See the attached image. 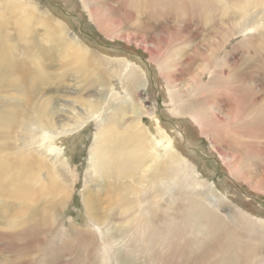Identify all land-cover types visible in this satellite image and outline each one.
I'll list each match as a JSON object with an SVG mask.
<instances>
[{
  "label": "rangeland",
  "instance_id": "1",
  "mask_svg": "<svg viewBox=\"0 0 264 264\" xmlns=\"http://www.w3.org/2000/svg\"><path fill=\"white\" fill-rule=\"evenodd\" d=\"M262 10L237 33L244 20L220 14L210 0H0V51L36 70L27 88L52 121L51 135L66 141L60 154L49 153L38 126L23 137L0 133V162L26 155L24 181L37 200L9 195L13 172L2 179L9 187L0 189V264H264ZM128 60L149 76V86L132 94L123 84ZM92 66L105 70L104 80ZM173 87L176 102L193 104L203 128L174 112ZM18 95L1 85V109L18 104ZM125 99L138 114L119 118L110 108ZM90 104L103 109L94 113ZM155 115L177 152L165 155L168 136L158 132L159 146L149 134ZM113 136L117 143L108 141ZM96 143L112 151L94 157ZM158 153L162 166L170 159L178 165L180 153L190 162L180 184L158 176L162 194L150 199L155 185L145 178L153 177ZM116 156L128 158L117 166L123 171L113 166ZM53 177L58 194H41ZM198 202L208 217L193 224ZM128 203H136L130 215L120 210ZM156 215L164 218L158 237L144 229H158Z\"/></svg>",
  "mask_w": 264,
  "mask_h": 264
},
{
  "label": "bare ground",
  "instance_id": "2",
  "mask_svg": "<svg viewBox=\"0 0 264 264\" xmlns=\"http://www.w3.org/2000/svg\"><path fill=\"white\" fill-rule=\"evenodd\" d=\"M210 2L213 3V5L216 7V10L219 11L220 14H224V13L228 14V15L231 14L233 16H236V18L238 17V19L240 18V19L244 20L243 23L238 27L237 33H242L243 31L246 32L247 28H249V26H251V25H248L247 23L249 22L250 18H252V16L254 14H256L255 12L258 9H263L262 12H264V0H210ZM229 2H231V4H228ZM59 27H61V26H58V28ZM46 28H47V26H46ZM120 61H123V60H120ZM127 62H129V60ZM106 63L110 64V61H106ZM26 64L27 63H25V65ZM96 66H92L93 72L98 73V75H99L98 78H102L104 80L103 72L105 70L103 71V69H101L100 67L93 68V67H96ZM118 66H120V65H118ZM124 66L125 65L122 64V67H124ZM129 66L131 67L130 68V72H129L128 75L125 76V80L123 81V84L126 85L129 88V91H128L129 94H132V91H133L135 86H137V88L141 87V89H142V87L145 88V87L149 86V81H148V77L149 76L147 75V71L145 70L146 68H144V65L138 66V64L135 63L134 61H130L129 62ZM122 70H123V68L120 71H115L113 73V75H115L117 72H121ZM35 71L32 72L31 70L28 69V67L27 68H24V67L21 68V64H20L19 61L16 60V58H10V55L7 52H5L4 50L0 51V86L4 85L5 87H9V88H11V90H14V92L19 94L18 95L19 98L17 97V99H18L17 103L18 104H16V105L8 104L10 106H7L3 110L0 107V133L5 134L6 138L9 139V138H12L14 136V133L16 131H18V130L19 131L24 130L26 132L27 129H29V127L34 126V125L38 126V128H40L39 129L40 130L39 134H41V137L43 138V141L49 142V145L47 146L49 153L57 152V153L60 154L61 150L64 148V145H66V141L60 137L61 135L60 136H52L51 135V133H50L49 129H47V127H48V125H50L52 123V121L51 122L49 121L50 122L49 124H47L44 121V115L46 113L43 114L44 113L43 112V107H41L40 104H38V102H36L37 99L35 101L34 96H33V94L35 92H31V90H29V88H27L30 84H32V82L34 84V82L36 81L37 73ZM121 73H123V72H121ZM111 78H112V76H111ZM130 90H131V93H130ZM174 91H175L174 87L173 88H168V94H169L168 98H169L171 107L173 108L174 112L177 115H179V116H186V118H188L190 120L189 122H191V123L197 122L199 124L198 125L196 123L198 125L197 128L198 127H199V129H200V127L203 128V126L200 124V121H201L202 117L198 113L195 114L196 111H195L194 107L192 106L193 104H190L193 107L192 109H189V107H191L190 105L188 107H185V105L187 104L186 100L185 101H183V100L181 101V102H185V104L184 103L183 104H178V103H181V102H176V96H175L176 93H174ZM194 94H195V91H194ZM114 99H115V97H114ZM125 101H126V99L122 100V101H120L118 103H117V101H113L112 107L110 109L111 110L115 109L114 111L117 112L120 115V116L118 115L119 118L121 117V114H125V113H128V112H132V113L138 114L136 111H131L132 106L136 105V104L133 103V102H130L131 105L129 106V104H127V103L125 104ZM119 104H122V105H119ZM90 107L93 109L92 112H94V113H99V111H101L103 109L102 107H101V109L97 108L98 106L95 108L94 104H90ZM123 109H124V111L121 113V111ZM44 111H46V110H44ZM104 113H105V111H104ZM49 120H50V118H49ZM153 121L155 122L156 127H154V129L152 128V130L149 132V134L152 135V136L154 135L156 143L158 145L161 143V140H160L161 136L159 138L156 136V135H158V132L160 134H162V136H168V137H165V140H166V143H167V145L165 146V155H167L168 153H172L173 151L177 152L178 148L175 146V142H176L175 137L170 135V134L168 135L167 130L166 129L164 130L161 127V121H160L159 117H157L156 115L153 116ZM113 124L114 123H110L109 127H112V128L116 127V125H113ZM196 124H195V126H196ZM162 130H164L163 133H162ZM24 131H22V133H23L22 137L24 135ZM99 139H101V138L99 137ZM114 139H115V136L111 137L108 141L113 143V144L117 143L118 138L116 137V139L115 140ZM94 146H96L94 148V152L92 153L94 157L96 156V153L99 154V157H103L105 155H109V152L112 151V147H109V145H107V144H105L104 148L103 147H98L97 143ZM20 149H22V148H20ZM96 149H98V150H96ZM3 151H4V149H2L1 146H0V154L3 153ZM180 154H181L180 158L182 157L183 159L178 165H175V163L170 159L171 162H167L166 166H162L163 164L161 165V164L158 163L159 160H162L163 157H164L162 154L158 153V154L154 155V158L152 160L154 166L152 164H150V165H152V168H150L151 169L150 171L153 173V177L152 178H150V177L145 178L147 182L148 181H153V184L155 185V186H153V188H150V189L154 190V193L152 194L150 199H152V197H154L156 199L157 198L159 199L160 195L162 194V191L160 189V184L161 183L159 182L161 180H156L158 176L160 177V179H163V180L165 179V180L171 181L173 183V185L174 184L175 185L180 184L181 180H183L182 175H181V169H184V168L188 169L187 168V164L190 162V160L188 158H186L185 155H183L182 153H180ZM134 158L129 159V160H130V162L135 164L138 161L136 160V158L135 159ZM125 160H127L128 164H129L128 158L119 157V156L111 158V161L116 163V164H113V166L116 169H117V166L122 168L120 163L121 162H126ZM145 168H148V167H145ZM107 170H109V169H107ZM30 171H31V164L27 160L26 155H23L22 152L20 153V155L18 154V158H17L16 162H14V163H11L9 161V159L2 160L0 162V189L3 190V188H8L9 187L8 184H6V185L4 184V186H3L2 179L5 177V175L7 173L13 172L14 173V175H13L14 177H13L12 180L14 182H16L15 183L16 187H14L12 189V192L9 195L13 199L18 200L21 203L35 204L37 202V200L35 199V196H34L35 192L32 191L29 188V186L26 184V182L24 181L25 177L30 175V173H29ZM119 171H123V170H118V172ZM128 173L131 174L130 171ZM132 177H133V175H132ZM57 180H58V178L56 179V177L55 178L53 177V179H50L49 182L47 183V185H44V186L41 187V194H45L47 196H56V194H58V190H57V188L56 189L52 188V186L56 185V181ZM233 192L231 191V189L230 190L227 189L224 192V196L226 198H229V199L233 198L231 196V194H233ZM119 199L124 201L123 196H122V198H119ZM150 199H147V201L149 202ZM136 203H132V205H131V203L130 204L128 203L129 205L120 204V205H122L121 208H120L121 212L123 214H126V215H130L131 212L134 213L136 211V209L133 206L136 205ZM198 203H199L198 205L194 206V209H196V210H193L192 214H191V211H190V214L192 215L191 217L193 218V224L197 223L198 219H200L201 216H203V217L207 216L208 217L207 208L206 207H202V204H200V202H198ZM30 209H33V208H30ZM138 209H140V207ZM249 213H250V211H249ZM138 214H139V212H138ZM250 215H252V214H250ZM141 217H143V216H141ZM263 219L264 218L260 219V221L261 222L264 221ZM146 220H148V219H146ZM163 221H164V218H162V215H159V216L156 215L152 219V223L157 225L158 229L157 230L152 229L150 231L147 228H144V227L143 228L145 229V231L150 236H154V237L157 236L158 237L159 236V231L161 229V228H159V226L162 224ZM34 225H35V223H34Z\"/></svg>",
  "mask_w": 264,
  "mask_h": 264
}]
</instances>
